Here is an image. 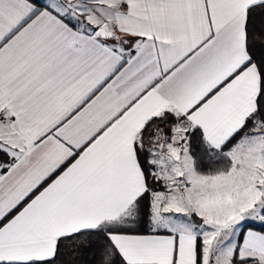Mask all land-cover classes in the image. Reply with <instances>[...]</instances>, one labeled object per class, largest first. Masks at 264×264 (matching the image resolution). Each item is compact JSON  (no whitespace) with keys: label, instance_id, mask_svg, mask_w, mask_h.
I'll return each mask as SVG.
<instances>
[{"label":"snow or ice","instance_id":"6c2138e0","mask_svg":"<svg viewBox=\"0 0 264 264\" xmlns=\"http://www.w3.org/2000/svg\"><path fill=\"white\" fill-rule=\"evenodd\" d=\"M0 264H264V0H0Z\"/></svg>","mask_w":264,"mask_h":264}]
</instances>
